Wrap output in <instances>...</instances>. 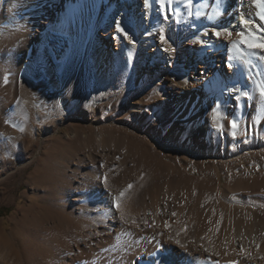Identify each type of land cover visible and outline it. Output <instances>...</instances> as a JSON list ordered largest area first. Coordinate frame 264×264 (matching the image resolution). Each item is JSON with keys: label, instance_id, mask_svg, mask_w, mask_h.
Returning <instances> with one entry per match:
<instances>
[{"label": "bare ground", "instance_id": "obj_1", "mask_svg": "<svg viewBox=\"0 0 264 264\" xmlns=\"http://www.w3.org/2000/svg\"><path fill=\"white\" fill-rule=\"evenodd\" d=\"M157 7L152 0L148 8L143 0H0V108L6 103L12 108L0 124V156L17 159L24 130L28 139L37 128L63 144L61 150L56 144V153L69 154L67 164L60 159L55 165L64 182L45 195L75 243L51 246L43 264H153L154 252L163 264H264V99L257 87L264 84V63L241 44L252 61L241 65V76L226 67L227 56L238 55L230 39L214 41V50L190 43L217 22L231 25V40H239L237 33L246 26L238 18L264 26L259 18L264 5L227 0L221 16L223 5L216 0H195L191 16L181 5V15L168 20ZM117 20L134 43L116 30ZM161 27L175 52L162 50ZM234 86L249 93L242 108L229 95ZM118 92L129 93L120 112ZM24 93L26 99L15 100ZM98 98L104 100L103 111H90ZM131 115L146 127L149 146L165 142L161 152L172 157L165 174L150 168L145 188L136 168L137 143L128 129L144 130L128 120ZM69 117L129 128L81 125L60 133L59 125ZM233 118L239 124L235 137ZM8 128L11 136L4 132ZM74 141L79 146L73 147ZM243 158L260 171L253 174ZM239 164L243 171L234 176L231 170ZM221 170L228 175L224 189ZM247 174L256 193L250 200ZM1 260L13 264L0 252Z\"/></svg>", "mask_w": 264, "mask_h": 264}, {"label": "rangeland", "instance_id": "obj_2", "mask_svg": "<svg viewBox=\"0 0 264 264\" xmlns=\"http://www.w3.org/2000/svg\"><path fill=\"white\" fill-rule=\"evenodd\" d=\"M128 95V92H118L114 95L115 104L118 105V112L121 111L124 99ZM2 97V92H0L1 100ZM19 97L26 99V94L16 95L15 100H18ZM103 105L104 100L98 98L95 104L90 107V111H93L94 108H96V111L101 112L104 109ZM11 109L9 103L1 106L0 124H2L4 117L11 111ZM128 120L133 123L135 122V124L144 131L140 132L131 129L124 124L111 125L109 124V121H106L103 125L89 124L79 122L73 117L67 118L62 124H60L58 131L61 133L64 131L72 132L74 129L81 130V125L92 130L102 128L104 131L115 129V127L129 128L128 130L132 131V135H130L129 138L136 141V147L139 150V160L137 161L136 168L141 171V176H145H143L145 179L142 177L141 180H146V184L144 181L140 182L142 185L141 188H145L150 183V179L147 177L153 173L151 169L158 168V172L165 174L168 171L166 164L172 165L167 163L172 157L171 154H168L165 151L161 152L163 148L166 149L168 147L165 142L161 143L156 141V146H149V143L152 140L145 133L146 127L142 126L132 115ZM152 123L157 125V119ZM4 132H6L7 136H11L12 134L9 128L5 129ZM0 134H2V131H0ZM142 137H145L146 141H142ZM52 139L53 138L50 135L38 128L30 134L28 139H26V131L24 130L17 159L14 160L9 157L0 156V207L9 208V211L0 215V252L7 256V258H12L13 264H43L44 260L47 259L48 251L52 249L53 246H56V244H71V246H73L75 243L74 241L70 242L69 232L63 223L58 221L59 217L55 206L51 200H49V196L47 195V197L45 195L47 192L59 190V185L61 182H64L63 175L55 171V165L57 162L61 159L63 164H67L69 161V154L63 156V154L59 155L55 152L54 148L57 143L55 144ZM79 144L80 141H74L72 146L77 147ZM63 147V144H59L58 146L60 150ZM196 158L200 165L202 163L201 157L196 155ZM206 160V165L211 167L213 165L212 161L208 158ZM261 160L263 162L264 157H262ZM243 162L253 174H257V172L260 171V169L255 168L256 164L251 165L247 159L243 158ZM262 162H258V166L261 167ZM192 171H198V167H196V165L193 166ZM221 171L223 175L222 188L224 189L228 182V175L224 170ZM231 171L234 176H238L242 173L243 168L239 164ZM217 177V175L213 174L211 180L218 186L219 181ZM236 179L237 177L234 178L233 181H236ZM250 179L251 174H247L244 181V187L249 188L247 189L248 193L245 195V198H248V200L253 199L256 194L251 192L250 188L253 186V182H251ZM27 180L29 181L27 182ZM143 182L144 184H142ZM194 195L196 198L199 197L198 193H195ZM68 253H70V251ZM39 257L41 259H39ZM60 261L61 260H58L57 263ZM1 262L2 260L0 263ZM85 262V260L76 261V264H88Z\"/></svg>", "mask_w": 264, "mask_h": 264}, {"label": "snow or ice", "instance_id": "obj_3", "mask_svg": "<svg viewBox=\"0 0 264 264\" xmlns=\"http://www.w3.org/2000/svg\"><path fill=\"white\" fill-rule=\"evenodd\" d=\"M153 3H155L158 7L156 8V11L158 14L162 15L164 20H168L170 15L179 16L181 15V9L180 6L182 5L185 9H187V14L189 16L192 15L191 8L195 4V0H152ZM254 3L262 4L264 5V0H254ZM217 6L223 5V8H221L220 15L222 16L224 11H226V5L227 0H216ZM143 5L145 8L150 7V0H143ZM197 15L200 14L197 12ZM260 20H264V11L260 14ZM210 21L213 20V17L208 18ZM217 21L219 20V17L215 18ZM240 25L246 26V31H240L237 33V35L240 37L239 40H231L232 32L230 30L231 25L228 27H225L221 25L220 23H215L211 28L204 27L203 31L200 32L193 40L190 41L191 44H199L202 49H209L214 50L216 45L214 41L222 40L224 38L230 39L231 41V47L233 49H236L238 52L237 56H233L229 54L226 58V67H231L237 70L243 75V72L241 71V65H251L252 61L250 59L246 58V54L242 53L240 50V45L243 44L245 47H247L252 55H257V58L261 61V63H264V54H258L256 50H260V53H264V37L259 36L258 33L264 32V26L260 24H256L254 20L252 19H245L243 16L240 17L239 20ZM116 30L118 32H122L127 39L134 43L135 41L131 36H129L128 32L125 31L124 27L121 26V21L117 20L115 23ZM211 36L213 39H205L207 37ZM204 37V38H202ZM159 41L162 46V50L164 52H175L176 49L172 46V43L170 42V38L166 37L165 35V29L161 27L159 31ZM166 45V47H164ZM11 56V52H10ZM239 60L241 64H236L234 61ZM7 82V78H5V83ZM239 83V81H238ZM259 89V96L264 99V84H261L257 86ZM229 95L235 97L237 101V107L242 108L244 106V101L248 100L249 93L248 91L243 87H235L233 89H229ZM221 105H218L220 107ZM251 106V101H249V107ZM212 111L215 113L217 111V108L214 107ZM9 120H6V123H8ZM231 124V134L233 137L237 135V129L239 128L238 120L236 118H233L230 121ZM3 134H0V137H2ZM12 139V138H9ZM18 146V145H14ZM106 182V178H105ZM132 185L129 184L128 188H131ZM124 192L120 193V196H123ZM120 196H117L115 198L116 200V208H119V199ZM175 215V213L173 214ZM121 219H123V215H121ZM183 247V245H181ZM154 257L153 264H163L162 259H155V257L158 256L157 253H151ZM229 264H236L235 261H230Z\"/></svg>", "mask_w": 264, "mask_h": 264}, {"label": "trees", "instance_id": "obj_4", "mask_svg": "<svg viewBox=\"0 0 264 264\" xmlns=\"http://www.w3.org/2000/svg\"><path fill=\"white\" fill-rule=\"evenodd\" d=\"M7 211H9V208H7V207H0V215L3 214V213H5V212H7Z\"/></svg>", "mask_w": 264, "mask_h": 264}]
</instances>
